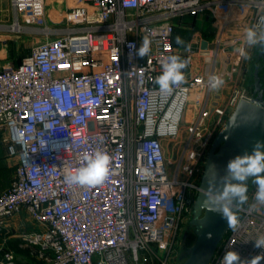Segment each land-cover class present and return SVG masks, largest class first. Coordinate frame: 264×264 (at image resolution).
I'll return each instance as SVG.
<instances>
[{
    "label": "built area",
    "instance_id": "obj_1",
    "mask_svg": "<svg viewBox=\"0 0 264 264\" xmlns=\"http://www.w3.org/2000/svg\"><path fill=\"white\" fill-rule=\"evenodd\" d=\"M12 3L47 39L18 66H0V129L7 132L15 167L0 192V235L25 213L37 229L18 236L31 249L33 264H139L144 251L167 264L180 224L193 211L192 191L198 192L215 137L238 102L253 97L234 82L222 104L208 107L214 89L209 78L222 81L218 60L233 75L248 53L245 35L233 38L235 49L222 47L232 11L254 8L251 28L259 38L264 0H77L57 27L47 23L46 0ZM218 4L230 11L218 15L216 50L199 51L204 69L194 75L182 69L185 82L162 94L155 78L169 57L178 56L174 19ZM145 37L150 51L140 57ZM192 101L201 105L200 114L182 127ZM166 141L183 143L173 170ZM97 151L110 156L107 178L94 186L69 183L66 173L85 166L83 156ZM182 172L187 176L180 178ZM247 188L248 200L210 264H221L230 250L242 260L264 255L254 246L264 236V204L255 201L251 178ZM0 264L21 263L2 247Z\"/></svg>",
    "mask_w": 264,
    "mask_h": 264
},
{
    "label": "crops",
    "instance_id": "obj_2",
    "mask_svg": "<svg viewBox=\"0 0 264 264\" xmlns=\"http://www.w3.org/2000/svg\"><path fill=\"white\" fill-rule=\"evenodd\" d=\"M76 5L77 0H46L47 22L53 25L63 26L64 15ZM229 11L230 6L228 4H218L213 6L212 9L198 14H186L174 19L173 45L176 47L181 60L186 61L185 70L188 74L194 75L196 72L204 69L205 59L199 51L208 49L214 52L216 50L215 39L217 37L218 15H224ZM254 15L255 10L251 6H237L232 11L231 20L227 26L222 47L227 50L235 49L236 45H234L233 38H242L245 35V30L251 28ZM15 26L18 27L16 28ZM32 31V24L28 23L19 15L13 6L12 0H0V66H18L21 63L22 57L29 54L32 48L27 53L21 52L22 44H20V39L23 34H30ZM204 43H206V47H204ZM256 46L248 47V53L244 55L241 64L232 76L226 75L227 71L232 70L230 65L226 67L227 64L224 61L218 60L219 72L222 75V84L219 88L211 90L208 104L209 109H212L214 105L222 104L227 99L230 93L229 85L234 82L237 83V86L244 85L248 87L254 95V84L251 86L249 82L251 79L254 80V77L251 76V69L254 66L255 60L253 55L251 56V50H255L256 53ZM190 50L192 52H189ZM224 77L230 78L224 79ZM201 108V105L195 104L193 101L188 103L183 116L186 123L194 120L200 114ZM214 117L215 114L212 113L207 118V121L210 123ZM1 138L0 129V172L2 168L5 169L7 166L13 167V163L8 157L7 143L4 142V149ZM4 152L7 156L5 159L3 158ZM36 229L29 222L25 213L16 215L11 223L10 230L0 235V249L2 247L9 248V250L14 252L16 259L21 264H33L35 259L31 249L21 246V239L18 235L21 231H33ZM13 242L18 243L20 249L14 248L12 246L14 244Z\"/></svg>",
    "mask_w": 264,
    "mask_h": 264
},
{
    "label": "water",
    "instance_id": "obj_3",
    "mask_svg": "<svg viewBox=\"0 0 264 264\" xmlns=\"http://www.w3.org/2000/svg\"><path fill=\"white\" fill-rule=\"evenodd\" d=\"M255 56L264 59V46H256ZM257 141L264 142V87L258 78V67L255 69L253 97L238 102L207 154L190 222L195 228L196 238L187 249L182 264L211 263L217 247L230 228L227 219L212 210L222 178L226 175L227 164L237 155L251 153ZM244 203L233 202L234 217Z\"/></svg>",
    "mask_w": 264,
    "mask_h": 264
},
{
    "label": "clouds",
    "instance_id": "obj_4",
    "mask_svg": "<svg viewBox=\"0 0 264 264\" xmlns=\"http://www.w3.org/2000/svg\"><path fill=\"white\" fill-rule=\"evenodd\" d=\"M245 43L249 46H264V33L257 38L254 28L245 30ZM150 51L149 40L145 37L142 41L137 54L144 57ZM243 52V49H238ZM186 67V61L181 60L179 56L169 57V61L162 65V72L155 78V83L159 86L162 94L171 93L173 85H179L185 82L182 69ZM209 84L212 88H219L222 81L212 76L209 78ZM43 111H47L44 108ZM86 162L85 166L67 172L65 179L69 183L94 186L102 183L110 172V156L102 151L95 152L94 155L83 156ZM251 178L252 183L256 185L254 199L259 204H264V142L257 141L251 153L237 155L231 159L226 167V175L222 178V185L216 194L215 206L212 210L219 212L227 219L230 228L235 225V217L232 214L234 201L244 203L248 200L247 181ZM256 248L264 249V236L255 240ZM264 259V255H257L250 260H242L239 253L230 250L223 255L221 264H259Z\"/></svg>",
    "mask_w": 264,
    "mask_h": 264
},
{
    "label": "rangeland",
    "instance_id": "obj_5",
    "mask_svg": "<svg viewBox=\"0 0 264 264\" xmlns=\"http://www.w3.org/2000/svg\"><path fill=\"white\" fill-rule=\"evenodd\" d=\"M48 25H50V27H57V25H55V24L53 25L51 23H48ZM32 28H33V31L30 34H23L22 38L20 39V44H22L21 52H23V53L29 52V50H31V48L33 47V45L35 43H38L40 41H45L47 39L46 35L44 33H42L41 27H38V25L36 26V25L32 24ZM252 48H254V47H252ZM251 53H252L251 56L253 55V58H256L254 56L255 50L252 49ZM226 67H228V65H226ZM229 73H230V71L229 72L227 71L226 75L232 76ZM229 78L230 77H224V79H229ZM186 124L187 123H186L185 119L182 118L181 126L185 127ZM6 136H7V132L5 130H1V137H2L1 143H2V147L4 149H5V146H4L5 140L4 139L6 138ZM187 137H188V134L184 133V135L182 136V140L187 139ZM181 142H183V141H181ZM164 144H165V149H166V153L168 155V158L174 163L173 167H172V170H173L174 166L176 165L175 162L177 163V160L179 159V157L182 156L183 143L180 144V146H179V145H174L171 142L166 141ZM194 148L198 149L199 147H194ZM5 157H7V156L5 155V152H4L3 158L5 159ZM13 167L7 166L5 169H3V168L1 169V172H0V191L4 190L5 188H7L9 186L10 179H11V177L13 175V171H14ZM186 176H187L186 173L182 172L180 174V178H183ZM192 193L194 194L193 198H196L195 195L197 194V190H193ZM192 218H193V211L191 213L187 214L183 218V220L180 224V228H179V231L177 233L175 243H174L173 248L171 250L170 258H169L167 264H182L183 261L185 260L186 251L194 243L195 238H196L195 228L190 224ZM143 253L141 255V259L139 261V264H162L160 261L150 258L149 254L147 252L144 251ZM162 255H163V259H164V257L166 258L165 253ZM136 264H138V263H136Z\"/></svg>",
    "mask_w": 264,
    "mask_h": 264
},
{
    "label": "trees",
    "instance_id": "obj_6",
    "mask_svg": "<svg viewBox=\"0 0 264 264\" xmlns=\"http://www.w3.org/2000/svg\"><path fill=\"white\" fill-rule=\"evenodd\" d=\"M254 60H255L254 66L251 69V76L254 77V80L251 79V81L249 82V85L252 86V84H254V81H255V69L258 67V78L260 79V81L262 83V86L264 87V59L254 58ZM12 246L14 248L20 249L18 247V243H14V244H12ZM5 249L9 250V248H5Z\"/></svg>",
    "mask_w": 264,
    "mask_h": 264
},
{
    "label": "bare ground",
    "instance_id": "obj_7",
    "mask_svg": "<svg viewBox=\"0 0 264 264\" xmlns=\"http://www.w3.org/2000/svg\"><path fill=\"white\" fill-rule=\"evenodd\" d=\"M16 28L18 27V26H15Z\"/></svg>",
    "mask_w": 264,
    "mask_h": 264
}]
</instances>
